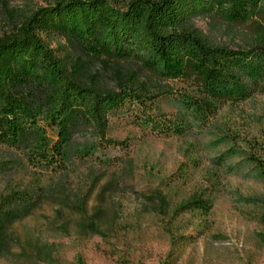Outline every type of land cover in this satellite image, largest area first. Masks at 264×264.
I'll return each mask as SVG.
<instances>
[{
  "label": "rangeland",
  "instance_id": "rangeland-1",
  "mask_svg": "<svg viewBox=\"0 0 264 264\" xmlns=\"http://www.w3.org/2000/svg\"><path fill=\"white\" fill-rule=\"evenodd\" d=\"M56 0H0V39L32 12ZM125 8L128 0H109ZM192 25L210 41L243 48L247 29L211 16ZM66 68L82 80L116 88L114 70L57 29L39 31ZM140 76V73H138ZM173 92L156 97L151 113L173 117L176 96L196 94L190 81L167 80ZM141 107L110 113L104 145L91 127L75 132L89 154L40 168L0 142V204L8 194L26 198L5 224L10 241L0 264H264V93L226 102L182 133H159L138 123ZM49 144L56 128L45 125ZM192 201L186 208L180 205Z\"/></svg>",
  "mask_w": 264,
  "mask_h": 264
},
{
  "label": "trees",
  "instance_id": "trees-1",
  "mask_svg": "<svg viewBox=\"0 0 264 264\" xmlns=\"http://www.w3.org/2000/svg\"><path fill=\"white\" fill-rule=\"evenodd\" d=\"M198 16L217 17L248 31L243 48L210 41L192 25ZM43 23L57 29L103 65L136 63L116 73V88L86 82L40 37ZM140 73V76H138ZM190 81L196 94L176 96L173 117L151 113L156 97L173 92L167 80ZM264 93V0H128L125 8L109 0H56L25 18L0 39V142L19 149L40 168L60 166L72 154H89L87 142H74L88 128L104 145L110 113L139 105L138 123L152 132L182 133L226 102ZM45 125L56 128L49 144ZM264 178V167L260 171ZM8 194L0 204V252L9 238L5 224L18 208L8 204L26 196ZM192 201L180 205L186 208ZM18 215V214H17Z\"/></svg>",
  "mask_w": 264,
  "mask_h": 264
}]
</instances>
